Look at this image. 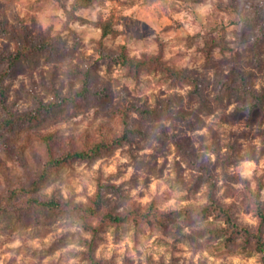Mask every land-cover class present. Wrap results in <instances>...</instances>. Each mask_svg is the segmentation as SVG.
Segmentation results:
<instances>
[{
    "label": "rangeland",
    "instance_id": "1",
    "mask_svg": "<svg viewBox=\"0 0 264 264\" xmlns=\"http://www.w3.org/2000/svg\"><path fill=\"white\" fill-rule=\"evenodd\" d=\"M76 3L0 0V75L4 57L24 42L44 46L3 78L7 109L24 114L39 104L66 100L53 114L8 133L9 150L0 146V264H262L260 254L211 244L208 233H202L218 225L212 218L165 228L108 226L88 254L90 236L75 213L59 215L9 201L11 191L30 187L43 166L42 135H56L61 151L117 136V114L132 104L156 109L147 119L131 109L130 117L147 136L93 162L60 168L40 186L39 198L86 206L100 185H114L142 206L199 208L207 202V185L199 181L203 173L196 163L208 166L216 195L226 205L231 202L226 187L244 186L234 177L247 180L251 188L258 181L264 185V107L248 114L238 110L234 95H215L218 82L236 79V72L247 75L256 91L264 88V40L256 54V29L232 24L237 14L264 7V0H94L79 8ZM66 11L79 19L69 21ZM101 20H111L117 31L102 43L94 24ZM217 34L224 35L228 50L207 54L205 43ZM122 48L130 57L160 58L167 67L200 79L201 98L192 87L173 86L159 75L142 76L137 83L112 62ZM84 83H90L91 91L105 88L107 94L79 96ZM235 216L247 227L256 225L252 212L236 209ZM90 222L97 225L95 219Z\"/></svg>",
    "mask_w": 264,
    "mask_h": 264
},
{
    "label": "trees",
    "instance_id": "2",
    "mask_svg": "<svg viewBox=\"0 0 264 264\" xmlns=\"http://www.w3.org/2000/svg\"><path fill=\"white\" fill-rule=\"evenodd\" d=\"M57 1L62 3V0ZM93 1L77 0L76 8L88 6ZM66 15L69 21L79 19L72 11H66ZM237 15L238 19L232 23L233 25L254 27L256 29L257 34L254 39L253 51L257 54L256 47L264 40V7L254 6L249 15H242V13L241 15ZM81 21L85 20L82 19ZM94 24L101 29L100 43L104 39L117 34L111 20H101ZM23 45V47L12 54L10 53L4 57V62L6 63L5 73L0 75V105L5 112V117L0 119V146L4 150H9V146H6V141H9L7 137L8 133L16 132L21 125H25V127L29 126L31 123L37 121L40 116L53 114L56 110H60L66 102V100L62 101L60 99L57 102L39 104L34 110L24 114L14 113L7 109V97L3 88V78L8 77L17 64L26 60L31 53H39L44 49V46L32 48L26 42ZM216 48L222 52L228 50L223 34L211 35L205 43L204 50L207 54H210ZM111 59L114 64L123 69L125 74L137 83L141 82L142 76L159 75L173 86L185 84L192 87L191 92L198 95L197 97L201 98L202 96L200 94L202 87L200 79L167 67L165 63H162L160 58L144 56L137 59L128 56L122 48L120 53ZM89 85L90 83H84L78 95L82 97L96 96L99 98L107 94L105 88L91 91ZM215 95L217 99H220L221 96L234 95L237 102H239L238 110L248 114L264 107V88L256 91L249 77L241 72H236V79L234 80L218 82ZM131 109L136 111L137 116L141 119H147L156 113V109L146 108L141 110L139 106L132 104L130 108L117 114L120 129L117 136L111 138L100 136L98 140L92 143H85L81 148H68L65 151L57 150L56 144L59 140L56 135H42L39 144L46 156V160L40 172L32 181L31 186L27 188L20 186L12 190L8 196L9 201L15 200L18 203L20 202L19 205L25 206L26 209H40L59 215L75 213L81 221L82 229L90 236V239L85 242V245L88 246V254L94 252L97 240L99 239V233L102 232L103 228H107L108 226L115 229L124 226L139 228L140 225L165 228L177 221L192 224L194 222H207L212 218L218 225L207 227L204 229L205 232L202 233H208L207 237L211 240V244L217 243L226 249L235 247L237 250L249 254H260L262 257L261 263L264 264V201L262 199L264 185L262 181H258L257 186L251 188L247 180L234 177L238 183L244 186L242 188L231 185L226 187L225 196L231 197V202L226 205L216 195L217 183L208 166L196 163L194 164L195 169L203 173L199 181H203L207 185V202L199 208H183L171 211H161L153 202L147 206L132 202L129 197L123 195L119 187L114 185H100L93 199L86 206L64 204L63 201L55 198H39L37 191L40 186L60 168L70 165L72 162H93L105 152L123 145L130 146L135 138L147 136L144 132L145 129H142V124L136 118L130 117ZM114 194L116 195L115 200L108 196L113 195L115 197ZM7 203L11 204V202ZM236 209L252 212L256 218V225L247 227L241 224L235 216ZM92 219L97 220L95 227L90 222Z\"/></svg>",
    "mask_w": 264,
    "mask_h": 264
}]
</instances>
